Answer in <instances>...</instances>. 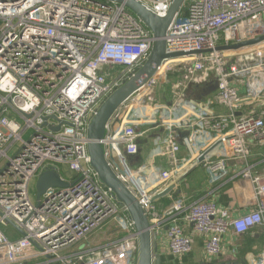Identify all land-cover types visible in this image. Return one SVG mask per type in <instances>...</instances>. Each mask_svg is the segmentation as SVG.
<instances>
[{
	"label": "built area",
	"instance_id": "2783aa9c",
	"mask_svg": "<svg viewBox=\"0 0 264 264\" xmlns=\"http://www.w3.org/2000/svg\"><path fill=\"white\" fill-rule=\"evenodd\" d=\"M160 18L174 0H136ZM187 4V6H185ZM264 0H187L166 36V59L152 80L112 117L103 141L107 161L149 217L152 234L166 216L154 199L194 166L179 159L180 135L205 158L212 183L250 181L256 209L233 218L228 209L200 200L169 207V253L190 254L183 224L206 238L208 258L222 254L223 238L264 228V173L250 160L264 152ZM155 37L124 5L101 0H0V264H138V234L127 209L100 182L90 165L88 127L101 104L150 58ZM176 78V80H171ZM176 100L158 91L170 82ZM214 87L208 104L185 92ZM210 135V151L202 136ZM152 142L153 163L139 164ZM206 147V149H204ZM168 161L170 169L156 159ZM72 166L76 176L62 174ZM46 172L68 184L33 199L30 185ZM112 227L106 244H88ZM114 235V234H113ZM264 264V253L250 261Z\"/></svg>",
	"mask_w": 264,
	"mask_h": 264
},
{
	"label": "crops",
	"instance_id": "0c3cea01",
	"mask_svg": "<svg viewBox=\"0 0 264 264\" xmlns=\"http://www.w3.org/2000/svg\"><path fill=\"white\" fill-rule=\"evenodd\" d=\"M176 80V78L171 79ZM172 83L167 82L166 86H163L158 91V98L162 103L171 105L176 96L173 93ZM214 87L203 86V88H195L185 92L186 98H191L193 94L194 98L203 104H208L210 98L213 97ZM189 134L182 132L179 139L180 151L178 158L183 160H193L194 166H191L187 171L180 175L178 179H175L173 183H170L167 190L172 188V191L164 197L155 200L156 206L161 209L166 216L165 222L162 224L161 233L157 235V244L160 254L163 256L164 264H201L204 262L213 261L212 264H251L250 261L257 258L264 253V228L262 226L255 227L248 233L236 236L232 231H229L223 238V251L222 254L215 258H208L205 245L206 238L196 234L191 226L183 224L186 234L190 236L193 242V250L190 254L177 258L172 256L168 251L167 245V228L171 224V218L169 215V207L175 202H181L183 205L191 206L192 204L206 200L214 203L221 209H228L231 212L233 218L242 216L256 209V203L254 200L253 187L250 181L243 180L241 178H233V174L239 171L243 165L237 164L236 166L230 165L229 174L226 178L212 183L208 170L204 167L205 158L199 156L202 151L196 153V147L190 144L187 145L185 139ZM198 136H202L205 145L209 148L212 144L210 135L206 133H198ZM152 149V142L145 144L141 147L139 156L137 157L138 163H144V165L153 163V159L150 157ZM206 149V147L204 148ZM218 145L210 147V151H206L207 154L216 152ZM156 164L160 167L170 169L169 163L162 158L155 160ZM252 166V172L254 174L264 173V152L255 154L250 160ZM166 190V191H167ZM112 227H105L103 230L98 231L95 236L89 240L88 244H92L93 247L106 244L113 237L117 235L112 232ZM114 234V235H113Z\"/></svg>",
	"mask_w": 264,
	"mask_h": 264
},
{
	"label": "water",
	"instance_id": "95a60500",
	"mask_svg": "<svg viewBox=\"0 0 264 264\" xmlns=\"http://www.w3.org/2000/svg\"><path fill=\"white\" fill-rule=\"evenodd\" d=\"M113 1L124 5L136 17L141 19L155 37V45L152 54L144 66L138 70L131 78L115 90L99 107L88 127V152L90 165L98 174L100 182L112 193L120 205L127 209L129 218L133 221L138 234L139 257L138 264H164V258L159 252L157 238L152 234V226L144 208L141 206L134 194L118 178L106 158V151L103 141L107 136V125L118 110L136 92L145 87L159 70L161 64L166 59L183 56L182 54L169 55L166 52L167 31L175 18L183 8L187 0H174L168 15L160 18L146 9L136 0H101ZM264 41V37L256 40L244 42L230 47L219 48L221 50H240ZM64 188L68 184L63 182L54 172H46L37 182V197L40 198L50 188ZM172 188L165 191L154 199L167 196ZM201 264H212L209 261Z\"/></svg>",
	"mask_w": 264,
	"mask_h": 264
},
{
	"label": "rangeland",
	"instance_id": "374dc122",
	"mask_svg": "<svg viewBox=\"0 0 264 264\" xmlns=\"http://www.w3.org/2000/svg\"><path fill=\"white\" fill-rule=\"evenodd\" d=\"M187 6V4L185 5ZM62 174L65 178H67L68 180H72L75 178L76 176V173H75V170L73 169L72 166H69V165H65L63 166L62 168ZM36 182H32L31 185H30V195L33 199H36L37 197V189H36ZM0 229L1 231L6 234L8 237L10 236V234H15L13 232V229L10 227V226H4V225H1L0 226Z\"/></svg>",
	"mask_w": 264,
	"mask_h": 264
},
{
	"label": "trees",
	"instance_id": "16d2710c",
	"mask_svg": "<svg viewBox=\"0 0 264 264\" xmlns=\"http://www.w3.org/2000/svg\"><path fill=\"white\" fill-rule=\"evenodd\" d=\"M118 238H120V236H117L115 239H118Z\"/></svg>",
	"mask_w": 264,
	"mask_h": 264
}]
</instances>
